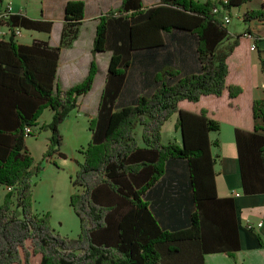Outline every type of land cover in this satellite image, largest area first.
I'll use <instances>...</instances> for the list:
<instances>
[{"label":"trees","instance_id":"16d2710c","mask_svg":"<svg viewBox=\"0 0 264 264\" xmlns=\"http://www.w3.org/2000/svg\"><path fill=\"white\" fill-rule=\"evenodd\" d=\"M249 1L161 0L145 8L142 0H122L98 18L87 75L64 89L58 80L61 47L42 40L19 44L15 38L16 28L50 32L52 23L12 13L0 0V27L10 32L9 40L0 39V188H7L0 203V264H34V258L38 264H206L209 253L235 256L236 204L233 197L218 196L211 150L210 133L221 124L208 110L194 113L179 103L219 97L225 90L230 98L242 93L241 86L226 81L227 59L240 35L231 39L223 13L213 10L222 5L230 14ZM64 13L61 46H70L85 3L70 0ZM242 19L264 22V6ZM181 31L196 40V72L177 71L172 57L158 62L164 36ZM105 52L111 56L97 114L89 122L91 139L80 149L83 159L71 178L70 205L81 230L77 237L64 236L52 227L48 212L34 210L33 177L41 166L26 140L36 136L30 130H50L44 157L65 156L60 126L92 90L100 71L97 55ZM135 67L153 87L121 103ZM45 109L53 111L52 119L40 123ZM174 114L182 142L164 143L163 125ZM253 116L262 125L236 129L245 194L264 193V100L254 102Z\"/></svg>","mask_w":264,"mask_h":264},{"label":"crops","instance_id":"0c3cea01","mask_svg":"<svg viewBox=\"0 0 264 264\" xmlns=\"http://www.w3.org/2000/svg\"><path fill=\"white\" fill-rule=\"evenodd\" d=\"M68 1L70 0H4L3 2V5L9 8L12 13L21 12L31 19L52 23L50 32L22 29V35L16 40L19 44L25 45H31L34 40H42L48 42L51 47H61L58 80L64 89L80 82L88 73L98 18L102 14L116 10L122 3V0H81L85 3V17L79 28L78 38L70 46H61V33L65 22L64 11ZM160 1L142 0V3L147 8L160 4ZM263 6L264 0H250L241 7L233 8L230 12L231 19L236 14L242 25L235 31L229 30L231 39L240 36L238 45L227 59L229 72L226 81L228 85L241 86L242 93L237 97L230 98L228 91L225 90L219 97L204 95L197 102L182 100L179 103L181 109L194 113H200L206 109L210 117L220 122V131L210 133V139L214 143L211 150L216 158V188L220 198L233 197L236 204L240 250L235 253V258L222 252L206 254V264H264V248L261 247L258 239V236H261L264 240V193H244L236 141L237 128L253 131L256 124L262 125V120L254 119L253 104L256 100H264V22L253 20L245 23L242 15L248 10L260 9ZM247 28H249L248 33L251 32L257 40L245 35ZM1 29L7 31L6 26ZM164 37L165 46L158 57L159 63L166 62V59L172 57L170 64L183 74L199 70L195 38L188 32L182 31L172 32ZM4 40H9V36L6 35ZM254 44L255 49L252 48ZM110 56L111 52L97 55L100 71L92 90L84 98L94 92V87L104 72L98 90L99 103L107 79ZM104 59L105 62L102 63ZM143 72L135 67L131 75L130 72L128 73L126 84L120 95L121 103L131 101V97L135 98L138 94L152 89L153 81L144 84V79L141 78ZM149 72L153 74V69H149ZM87 114L91 119L97 114V111ZM52 116L53 111L45 109L39 121L49 122ZM177 118L178 114H174L164 123L162 129L164 143L182 142L181 132L176 129ZM165 131L170 132V135L167 136ZM164 134L167 137H164ZM215 142H218V145ZM179 175H185V172L179 173ZM6 192L7 188H0L1 200H3L1 195L4 196ZM259 223L262 225L259 226Z\"/></svg>","mask_w":264,"mask_h":264},{"label":"rangeland","instance_id":"374dc122","mask_svg":"<svg viewBox=\"0 0 264 264\" xmlns=\"http://www.w3.org/2000/svg\"><path fill=\"white\" fill-rule=\"evenodd\" d=\"M220 1L225 2V0ZM219 6L224 9L222 5ZM228 12V10H225L224 12L221 11L220 13H223V15L226 14L230 18L231 23L230 21L228 23L226 22L228 24V29L235 31L241 27L242 24L238 21L236 14L231 19V15ZM6 28L7 31H3L0 27V30L6 33L4 37H0V39L4 40L6 35H8L10 38L9 29L8 27ZM19 29L20 34L15 36L16 39L22 35V28ZM245 35L253 37L254 40H256L251 32H247ZM252 48H256L255 44L252 46ZM104 62L105 59L102 63ZM104 74L105 73L103 72L99 77L98 84L94 87V92L86 98H83L81 101V106L79 109L82 110L79 111L76 109L72 111L68 118L60 126V132L62 136L60 151L65 154L64 157H60L58 154H54L49 159L44 157L46 149L49 145V137L51 135L50 130L39 131L38 128L37 130H30V133L35 130L34 132H37L36 136H30L27 138V146L29 151L34 157L35 163L40 164L41 166V171L33 177L34 210L39 214L48 212L50 214V222L52 227L64 236L77 237L81 230L80 221L70 205V196L74 191L71 178L76 173V161L82 158L80 149L85 148L91 139V131L89 129V122L91 119H89L87 113H95L98 109V90L100 88L101 80ZM42 122L44 121H40V123ZM165 134L168 136L170 135V132L165 131ZM165 134L164 137H167ZM1 197L3 198L4 196L1 195ZM2 201L3 200H1V202ZM231 258H235V256H231ZM33 263L38 264V259L34 258Z\"/></svg>","mask_w":264,"mask_h":264},{"label":"built area","instance_id":"2783aa9c","mask_svg":"<svg viewBox=\"0 0 264 264\" xmlns=\"http://www.w3.org/2000/svg\"><path fill=\"white\" fill-rule=\"evenodd\" d=\"M225 2H227V0H225ZM221 11L224 12L225 10L219 6L214 10V13L219 14ZM224 16H225V22L228 23L230 21V18L226 14H224ZM5 34H6L5 32L0 30V37H4ZM19 34H20V29L16 28V35H19ZM258 225L260 226V225H262V223H259ZM250 227H252V226H250Z\"/></svg>","mask_w":264,"mask_h":264}]
</instances>
